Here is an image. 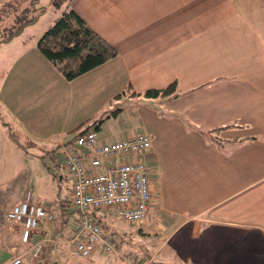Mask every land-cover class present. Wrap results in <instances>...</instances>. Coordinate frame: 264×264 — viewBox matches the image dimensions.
Masks as SVG:
<instances>
[{"label":"crops","instance_id":"1","mask_svg":"<svg viewBox=\"0 0 264 264\" xmlns=\"http://www.w3.org/2000/svg\"><path fill=\"white\" fill-rule=\"evenodd\" d=\"M45 1L37 5L47 10ZM71 6L118 54L72 80L37 48L49 25L35 30L34 43L19 40L25 27L0 39V109L20 139L61 152L76 132L95 129L93 121L108 104L115 110L95 130L105 140L124 138L132 133L108 132L103 125L144 99L139 132L152 135L143 158L154 198L144 221L116 226L122 249L144 263L264 264V0H73ZM172 81L177 96L142 94ZM3 153L25 154L0 120V169L12 168L3 164ZM168 165L172 183H165ZM63 174L71 180L66 170ZM8 179L0 174V187L10 185ZM167 185L174 191L168 214L159 201ZM23 187L18 184L15 195L0 193V226ZM8 195L10 204L4 202ZM56 195L54 204L47 196L35 201L56 215L60 200L67 199L64 213L73 214L65 224L57 215L49 229L53 240L34 264H127L97 244L89 259L69 256L62 240L76 218L72 194ZM105 210L117 214L116 208L100 211ZM171 226L190 228L197 239L188 243L182 235L168 245ZM2 238L0 264H6L11 254Z\"/></svg>","mask_w":264,"mask_h":264},{"label":"built area","instance_id":"2","mask_svg":"<svg viewBox=\"0 0 264 264\" xmlns=\"http://www.w3.org/2000/svg\"><path fill=\"white\" fill-rule=\"evenodd\" d=\"M152 141L146 132L105 140L91 129L76 132L70 143L62 144V167L71 178V205L76 213L72 229L62 240L69 256L89 259L97 244L127 264H151L124 251L121 242L104 230L96 212L116 208L118 216L130 223L147 218L154 197L150 169L143 157ZM26 192L7 208L4 218L17 227L19 241L27 250L15 252L6 264H22L25 252L34 260L40 258L45 245L53 240L48 227L53 213L32 199L31 190ZM39 229L44 231L35 239Z\"/></svg>","mask_w":264,"mask_h":264},{"label":"rangeland","instance_id":"3","mask_svg":"<svg viewBox=\"0 0 264 264\" xmlns=\"http://www.w3.org/2000/svg\"><path fill=\"white\" fill-rule=\"evenodd\" d=\"M43 5L46 7L47 10H45V12L43 13V15L41 16L40 21H38L37 25H35L34 27V21L32 23H29L28 25L25 26V29L23 30V34H22V38L19 39L25 43L30 44L31 42L34 43V32L35 30H38L39 27H47L48 25H51L54 21V19L56 18V16L59 15V13L61 12V10H63V5L61 6H56V4H54L51 0H46ZM41 15V14H40ZM39 15V16H40ZM12 23V20L7 21H1L0 22V39H4L6 37H8L9 34V28L8 26ZM12 54V53H11ZM10 55V54H9ZM6 61V59H5ZM5 61H1V64H3ZM7 65H4V68ZM144 99H139L138 102L134 101V104H130L128 106H126V109L120 113L117 117V119L114 118H110L108 119V121L105 122L104 129H106L108 132L110 131H114V130H121L124 131L125 129H127V132H124V135H126V133H136L139 131H143L144 128H142V116H143V107L147 106L145 105L146 101H143ZM150 102V101H149ZM131 103V101H128V104ZM109 104L104 108L103 112L101 113L100 116L97 117H105L107 116V114H109L112 110L111 106L108 108ZM90 123L92 122L91 120H89ZM23 144H26L25 142H23ZM30 146V144L28 145ZM53 147L47 145L46 146H41V147H28V150H26L25 154L22 153H17L16 156H13L12 158H10V154L8 153H3L2 157L4 158V163L6 165H10L14 164L12 168H4V169H0V174H2L3 178H7V180H9L8 178H10L12 181H10L11 183L13 182L14 184L9 183L10 185H6L1 186L0 187V193H4L5 190L9 191L10 193L12 192L14 195L16 192H18V184H22L24 187V193L22 194V198L25 195V192L28 191L31 187L30 182L33 183V189H34V196H32V199L35 201L37 199V196H47L50 199L52 198V203H57L58 198H55V196H57L56 194H63L65 193V197L68 198L69 195H71V193L69 192V182H71L70 179H66L64 178L63 182L58 184L59 182H57L56 178L53 176L51 177V175L48 173V168L47 166H51L53 165V158H51L52 153H55V158H56V162H58L60 164V166L58 167V171L63 173L64 168L62 167V154L60 153V151H56L55 149H52ZM15 155V154H14ZM17 157V159H16ZM11 159V160H10ZM2 161H0L1 163ZM171 165V163L169 164ZM168 165V176H166L165 180L169 183H172L173 181V170L171 168H169ZM8 187V188H6ZM168 188L165 189V191L159 193L160 198L159 199L160 203H161V208L163 209V211L168 214L170 211V207L171 206V200L173 197V193L174 191L171 189V187L169 185H167ZM249 190V189H248ZM251 190L248 191V193ZM8 192V193H9ZM27 193V192H26ZM11 196L8 195L7 198H5L4 202H11L10 201ZM18 201L15 200L14 202ZM12 202V204L14 203ZM225 201L220 202L221 204L217 207H221L223 206L225 203ZM10 204V203H9ZM8 204V205H9ZM11 205V204H10ZM9 205V206H10ZM216 207V208H217ZM8 208V207H7ZM6 208V210H7ZM54 208V207H53ZM50 211L53 213L54 215V219L51 222H48V227L50 230H52L53 227V223L58 221V217L56 213L55 216V211H53V209L49 208ZM5 210V211H6ZM5 213V212H4ZM69 214H73L71 211H69ZM97 214L100 215V217H102L103 220H106V226L107 228H105V230H107V232H109L110 234L114 235L116 237L115 234H117V230H116V226L119 225L120 221H122L123 219L120 217L117 218V214L113 211V210H108V211H97ZM62 214H60V217ZM117 215V216H116ZM107 216L110 217H115V220L109 221L107 218ZM59 217V218H60ZM70 217V216H69ZM107 217V218H106ZM71 218V217H70ZM69 218V219H70ZM68 223V222H66ZM71 220L70 223L71 224ZM55 224V223H54ZM112 224V225H111ZM67 225V224H66ZM71 227V226H70ZM168 230V234H169V239H168V245H170L173 241H175V239L177 238H181L182 235L185 236V239L187 240V242H192L193 240L197 239V237H192V233L190 228H188L185 231V227H177L174 228L173 226L167 227L166 228ZM42 230V229H41ZM173 231V232H172ZM184 232V233H183ZM167 234V236H168ZM0 237L2 238V242L4 244V246L9 249L11 256L14 255L15 252L19 251V252H23L26 249V246H23L20 241H19V235H18V230L17 227H13L10 224L8 225V223L6 222L5 218L3 217L2 219V223L0 226ZM170 240V241H169ZM46 247V245H45ZM46 251V250H44ZM43 251V252H44ZM28 253L25 252V254L23 255V262L22 264H29L32 263L34 264V259L31 256L27 255ZM42 255V254H41ZM10 256V257H11ZM151 264H154L153 261H149Z\"/></svg>","mask_w":264,"mask_h":264},{"label":"trees","instance_id":"4","mask_svg":"<svg viewBox=\"0 0 264 264\" xmlns=\"http://www.w3.org/2000/svg\"><path fill=\"white\" fill-rule=\"evenodd\" d=\"M51 1L56 6L63 5V10L54 19L53 23L43 30L37 39L38 43L36 45L38 50L57 67L65 78L73 80L74 77L117 56L118 52L115 46L108 43L101 34H97L72 8L73 0ZM0 7V22L12 20V23L8 26L10 30L8 37L5 39L21 32L26 25L36 21L37 17L45 10L43 6L37 5V0H5ZM142 94L148 97L177 96L176 82L172 81L162 88H147ZM0 120L6 127L9 137L22 151L26 152L28 145L31 144L30 140L25 141L26 144H23L19 130L7 120L1 109ZM103 120V117L94 120L92 125L95 126V129H99ZM51 158L54 159L53 165L47 166V168L52 171L57 182L61 183L64 174L58 171L60 164L55 161L54 152ZM66 202L67 199L60 200L59 216L62 214L61 218L64 224L70 218L69 212L64 213ZM97 218H99L98 220L105 230L107 228L106 222L98 214Z\"/></svg>","mask_w":264,"mask_h":264},{"label":"water","instance_id":"5","mask_svg":"<svg viewBox=\"0 0 264 264\" xmlns=\"http://www.w3.org/2000/svg\"><path fill=\"white\" fill-rule=\"evenodd\" d=\"M59 262H57L56 260H53V262L52 263H50V264H58Z\"/></svg>","mask_w":264,"mask_h":264}]
</instances>
